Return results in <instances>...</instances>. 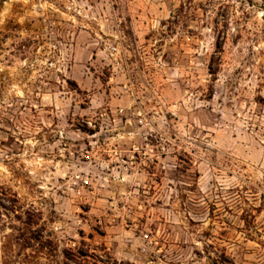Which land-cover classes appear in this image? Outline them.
Returning <instances> with one entry per match:
<instances>
[{"label":"rangeland","instance_id":"obj_1","mask_svg":"<svg viewBox=\"0 0 264 264\" xmlns=\"http://www.w3.org/2000/svg\"><path fill=\"white\" fill-rule=\"evenodd\" d=\"M99 261L264 264V0H0V264Z\"/></svg>","mask_w":264,"mask_h":264},{"label":"trees","instance_id":"obj_2","mask_svg":"<svg viewBox=\"0 0 264 264\" xmlns=\"http://www.w3.org/2000/svg\"><path fill=\"white\" fill-rule=\"evenodd\" d=\"M79 256H81V257H84V256H86V255H83L82 253H79ZM77 257V256H76ZM101 264H105L104 262H102V261H99ZM115 264V263H114Z\"/></svg>","mask_w":264,"mask_h":264}]
</instances>
